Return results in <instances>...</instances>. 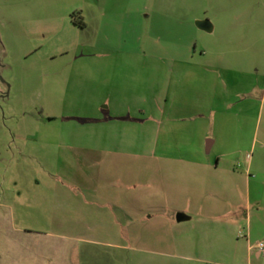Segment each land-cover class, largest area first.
Returning <instances> with one entry per match:
<instances>
[{
  "label": "rangeland",
  "instance_id": "obj_1",
  "mask_svg": "<svg viewBox=\"0 0 264 264\" xmlns=\"http://www.w3.org/2000/svg\"><path fill=\"white\" fill-rule=\"evenodd\" d=\"M199 19L215 29L183 26ZM91 47L146 53L147 71L221 70L156 149L147 129L139 157L89 154L77 148L106 96ZM0 226L63 238L68 264H263L264 0H0Z\"/></svg>",
  "mask_w": 264,
  "mask_h": 264
},
{
  "label": "crops",
  "instance_id": "obj_2",
  "mask_svg": "<svg viewBox=\"0 0 264 264\" xmlns=\"http://www.w3.org/2000/svg\"><path fill=\"white\" fill-rule=\"evenodd\" d=\"M183 24L185 28H193L194 30L197 28L193 22ZM86 28L87 23L82 21L80 29L85 30ZM214 29L212 25V31ZM204 52L205 49L202 50L201 55ZM193 53H195V50ZM82 54L85 57L94 59V66H96L92 69L95 74H93L92 81L99 87L106 88V96L102 100L103 102L96 104L93 115L91 114L88 118L90 120L88 124L91 125L88 137L93 142L88 146L83 145L77 148L81 152L95 155L119 153L133 154L139 157V155L145 153L144 149L141 148L142 152L140 154L139 142L141 138L147 135V129H150L148 135H153L155 138L153 149H156L157 138L162 131L161 123L189 119L192 115L188 114V110L182 112L175 109L178 106H189L192 101H202L206 97H210L209 88L207 90L209 84L204 85V81L209 80L207 75L211 71L214 73L221 70L209 66L175 65L165 71L162 68H153L147 71L144 63L146 53H140L136 49L124 50L120 47L106 51L91 47L87 52L82 51L80 55ZM190 58L192 59L193 56ZM116 59L117 61H115ZM176 61L177 64L185 62L181 58ZM119 62L120 65H118ZM96 67H98L97 71ZM147 73L152 75L154 83L153 92L149 96L146 95V90L144 91L147 86ZM162 74L167 75L163 92L162 88L158 90L155 88L156 81L159 84L161 83L160 75ZM204 86L206 90H203ZM212 90L213 98L219 100V86L214 85ZM122 138H132L135 145L132 148L116 149L107 144L108 139L116 141V139ZM102 139H105V141L103 142ZM207 142V146L210 147L212 142ZM191 164L200 166L198 163ZM249 173H246L247 201L250 196L251 175ZM19 235H22L23 238L18 239L17 236ZM43 238L52 239L56 242L45 244L43 241L40 242ZM60 240H63V238L47 235L39 237L35 234L21 233L12 226H0V264H68L69 261L66 263V248ZM260 241H264V238L258 242ZM255 255L257 260L263 258L258 256L256 250Z\"/></svg>",
  "mask_w": 264,
  "mask_h": 264
},
{
  "label": "water",
  "instance_id": "obj_3",
  "mask_svg": "<svg viewBox=\"0 0 264 264\" xmlns=\"http://www.w3.org/2000/svg\"><path fill=\"white\" fill-rule=\"evenodd\" d=\"M195 25L198 29L205 31V32H211L212 31V25L209 20H198L195 22ZM187 217H185L182 214H177V221H183L186 220ZM263 263H264V256H263Z\"/></svg>",
  "mask_w": 264,
  "mask_h": 264
},
{
  "label": "built area",
  "instance_id": "obj_4",
  "mask_svg": "<svg viewBox=\"0 0 264 264\" xmlns=\"http://www.w3.org/2000/svg\"><path fill=\"white\" fill-rule=\"evenodd\" d=\"M255 250L258 254V256L263 257L264 256V241H260L255 245Z\"/></svg>",
  "mask_w": 264,
  "mask_h": 264
}]
</instances>
